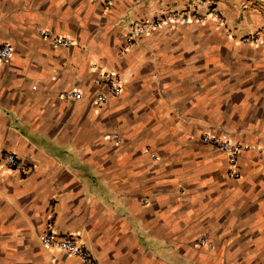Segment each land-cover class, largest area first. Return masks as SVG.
<instances>
[{
	"label": "crops",
	"instance_id": "crops-1",
	"mask_svg": "<svg viewBox=\"0 0 264 264\" xmlns=\"http://www.w3.org/2000/svg\"><path fill=\"white\" fill-rule=\"evenodd\" d=\"M188 7L229 23H179L126 50L132 21ZM254 32L262 43L240 42ZM4 43L0 152L32 170L0 168V264H76L41 244L49 223L96 264H264V0H0ZM106 72L123 92L99 103ZM205 132L242 146L240 178Z\"/></svg>",
	"mask_w": 264,
	"mask_h": 264
},
{
	"label": "built area",
	"instance_id": "built-area-1",
	"mask_svg": "<svg viewBox=\"0 0 264 264\" xmlns=\"http://www.w3.org/2000/svg\"><path fill=\"white\" fill-rule=\"evenodd\" d=\"M103 4L109 9L115 0H95ZM208 19L216 22L219 27L227 26L229 21L226 16L218 9L212 8L208 11L207 15H201L197 12L196 8L188 7L184 10H170L164 14L150 20H134L131 22L128 33L126 36V50L131 49L134 42L143 36L149 35L157 30L174 29L179 23L195 22L199 24L206 23ZM45 39H48L55 46H70L71 39L62 35L51 33L48 30H41ZM263 38L259 32H254L240 37V42L245 44H260ZM15 48L10 43L0 45V66L9 64ZM96 85H106L107 92H97L96 101L99 103L106 102L110 97H119L123 92V82L119 75L114 72H106L95 79ZM83 97L80 90H70L63 94L66 100H79ZM114 139L120 141L119 135L114 134ZM202 140L223 152L228 159V175L231 178H240L241 172L239 169V156L242 151V146L225 137L217 136L211 132H205L202 135ZM0 168L6 170H14L23 175L30 173L32 166L20 159L15 152H0ZM41 244L48 250L62 251L68 257L77 261L76 264H96L95 259L88 248L76 236L61 235L52 229V224H48L45 233L40 236ZM206 239H201L199 244L205 245Z\"/></svg>",
	"mask_w": 264,
	"mask_h": 264
}]
</instances>
